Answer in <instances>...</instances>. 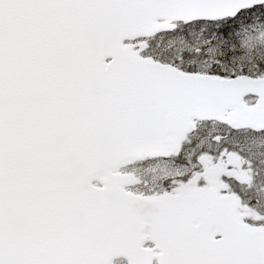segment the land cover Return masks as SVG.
<instances>
[{
	"label": "snow or ice",
	"instance_id": "1",
	"mask_svg": "<svg viewBox=\"0 0 264 264\" xmlns=\"http://www.w3.org/2000/svg\"><path fill=\"white\" fill-rule=\"evenodd\" d=\"M0 264H264V0H0Z\"/></svg>",
	"mask_w": 264,
	"mask_h": 264
}]
</instances>
